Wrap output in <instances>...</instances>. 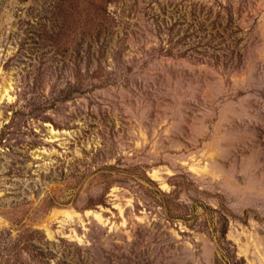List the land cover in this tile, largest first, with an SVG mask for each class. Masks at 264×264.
Here are the masks:
<instances>
[{"label":"rangeland","instance_id":"374dc122","mask_svg":"<svg viewBox=\"0 0 264 264\" xmlns=\"http://www.w3.org/2000/svg\"><path fill=\"white\" fill-rule=\"evenodd\" d=\"M0 264H264V0H0Z\"/></svg>","mask_w":264,"mask_h":264},{"label":"bare ground","instance_id":"6f19581e","mask_svg":"<svg viewBox=\"0 0 264 264\" xmlns=\"http://www.w3.org/2000/svg\"><path fill=\"white\" fill-rule=\"evenodd\" d=\"M10 89H11V87L4 88L3 91H2V93H1V97L6 96L7 95V92H9ZM52 134L57 135L58 132L54 130V131H52Z\"/></svg>","mask_w":264,"mask_h":264}]
</instances>
